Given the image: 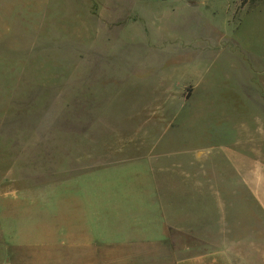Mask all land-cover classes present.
I'll list each match as a JSON object with an SVG mask.
<instances>
[{"label": "rangeland", "instance_id": "1", "mask_svg": "<svg viewBox=\"0 0 264 264\" xmlns=\"http://www.w3.org/2000/svg\"><path fill=\"white\" fill-rule=\"evenodd\" d=\"M244 6L0 0V264H123L86 252L148 234L138 186L166 171L204 172L174 180L219 220L203 251L264 264V197L228 178L264 177V28Z\"/></svg>", "mask_w": 264, "mask_h": 264}, {"label": "crops", "instance_id": "2", "mask_svg": "<svg viewBox=\"0 0 264 264\" xmlns=\"http://www.w3.org/2000/svg\"><path fill=\"white\" fill-rule=\"evenodd\" d=\"M250 1L244 0L245 17L253 12H250L247 7ZM258 1L259 7L254 11L260 9L262 29L264 28V0ZM229 156L235 159L231 154ZM203 176L204 172L166 171L150 174L145 179L141 178V180L150 181L138 186L140 192L151 193L150 196H147L150 204L147 217L149 221L148 234L140 237L135 235L126 240L111 241L110 243H119L109 249L105 246L89 245V252L86 254L91 253V259L98 261L116 260L117 262L122 261L123 264L127 261H131V264H235L228 244L203 251L205 241L209 245L216 243L217 240L213 235L219 234V220L214 222L213 219H205V211H202L204 207L202 208L197 197H192L198 195L189 193V190L188 192L184 191L188 186L187 183H185V187L184 183L174 182V180L203 179ZM228 178L242 180L252 195L264 197V177L252 173V171L249 173L242 171L236 173L233 178L230 176ZM151 180L154 181L151 182ZM157 180L164 181L162 182L163 188H160L161 183H156ZM142 216L140 215L139 219ZM205 229L206 231L211 230L208 236H205ZM174 233H179L180 236L175 238ZM184 237H190L192 242H183L181 239ZM110 246H114V244ZM87 258L89 257L87 256Z\"/></svg>", "mask_w": 264, "mask_h": 264}]
</instances>
